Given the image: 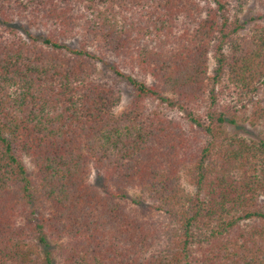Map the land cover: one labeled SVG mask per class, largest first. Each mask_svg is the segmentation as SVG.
I'll list each match as a JSON object with an SVG mask.
<instances>
[{"label": "trees", "instance_id": "trees-1", "mask_svg": "<svg viewBox=\"0 0 264 264\" xmlns=\"http://www.w3.org/2000/svg\"><path fill=\"white\" fill-rule=\"evenodd\" d=\"M248 1L0 0V264H264Z\"/></svg>", "mask_w": 264, "mask_h": 264}, {"label": "rangeland", "instance_id": "rangeland-1", "mask_svg": "<svg viewBox=\"0 0 264 264\" xmlns=\"http://www.w3.org/2000/svg\"><path fill=\"white\" fill-rule=\"evenodd\" d=\"M260 10L259 3L257 0H249L248 4L244 7L243 12L240 14L242 21H247L246 27L249 28L252 24L255 23L256 16L258 15ZM214 67V61L213 59L210 60V71ZM122 88V98L120 104L116 108V113H120L122 110H124L129 104L131 103L133 99V91L132 88L129 87L126 84L121 85ZM258 128H254L250 126L249 124H243L240 123L238 125L228 124L227 125V131L232 134H238L245 137H255L257 133ZM27 163V166L30 167L28 161H25ZM95 177V172L92 174ZM183 186L188 192H192L193 187L187 182L185 178H183ZM130 194L133 197H136L139 195L138 192L135 190H130ZM138 198V197H137ZM264 200V198H262ZM134 207L135 205L132 204Z\"/></svg>", "mask_w": 264, "mask_h": 264}]
</instances>
